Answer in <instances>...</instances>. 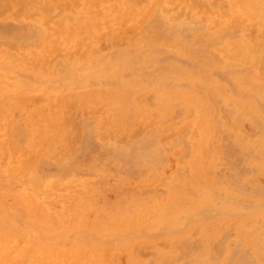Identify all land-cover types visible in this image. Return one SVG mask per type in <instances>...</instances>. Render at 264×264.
<instances>
[{
  "label": "rangeland",
  "instance_id": "rangeland-1",
  "mask_svg": "<svg viewBox=\"0 0 264 264\" xmlns=\"http://www.w3.org/2000/svg\"><path fill=\"white\" fill-rule=\"evenodd\" d=\"M0 44V264H264V0H0Z\"/></svg>",
  "mask_w": 264,
  "mask_h": 264
},
{
  "label": "bare ground",
  "instance_id": "bare-ground-1",
  "mask_svg": "<svg viewBox=\"0 0 264 264\" xmlns=\"http://www.w3.org/2000/svg\"><path fill=\"white\" fill-rule=\"evenodd\" d=\"M0 46H1V44H0ZM0 51H1V50H0ZM242 53H243V52H242ZM10 54H11V53H10ZM243 54H244V53H243ZM8 229H9V227H8ZM16 234H17V233H16ZM16 234H12V235H16ZM4 237H6V236H4ZM20 238H21V237H20ZM0 240H1V239H0ZM6 240H7V237H6ZM21 240H22V239H21ZM8 242H9V240H8ZM19 243H20V242H19ZM10 244H11V243H10ZM13 244H15V243H13ZM16 245H17V244H16ZM16 245H14V246H16ZM18 246H19V245H18ZM61 247H63V246H61ZM75 247H76V246H75ZM5 248H7V247H5ZM54 248H55V247H54ZM23 249H24V248H23ZM26 249H27V248H26ZM29 249H30V248H29ZM27 250H28V249H27ZM30 250H31V249H30ZM50 250H51V249H50ZM56 250H58V249L56 248ZM62 250H64V249H62ZM12 251H13V250H12ZM23 251H24V250H22V252H23ZM68 251H69V250H68ZM0 252H1V251H0ZM2 252H3V251H2ZM6 252H7V251H6ZM53 252H55V250H54ZM72 252H73V251H72ZM13 253L16 255L15 252H13ZM25 253H27V254L29 255L28 252H25ZM64 253H65V252H64ZM10 254H11V252H10ZM23 254H24V252H23ZM31 254H32V253H31ZM53 254H55V253H53ZM72 254H73V253H72ZM28 255H27V256H28ZM32 255H33V254H32ZM1 256H2V255H0V258H1ZM12 256H13V255H12ZM17 256H18V257H16V258H18V259H19L20 257H22V256L19 257V255H17ZM39 256H40V255H39ZM41 256H42V255H41ZM71 256H72V255H71ZM5 257H6V255H5ZM50 257H51V256H50ZM57 257H58V256H57ZM77 257H78V255H77ZM2 258H3V256H2ZM8 258H9V257H8ZM8 258H7V259H8ZM12 258H13V257H12ZM16 258H15V259H16ZM63 258H64V257H62V259H63ZM71 258H72V257H71ZM3 259H6V258H3ZM10 259H11V258H10ZM24 259H26V258H24ZM30 259H31V258H30ZM60 259H61V258H60ZM64 259H65V258H64ZM64 259H63V260H64ZM76 259H77V258H76ZM79 259H80V258H79ZM41 260H42V259H41ZM52 260H53V259H52ZM89 260H90V259H89ZM8 261H9V260H8ZM10 261H11V260H10ZM20 261H21V259H20ZM44 261H45V260H44ZM73 261H74V260H73ZM91 261H92V260H91ZM29 262H30V261H29ZM31 262H32V261H31ZM34 262H35V261H34ZM66 262H70V261H67V260H66ZM9 263H10V262H9ZM23 263H24V262H23ZM23 263H21V264H23ZM37 263H38V262H37ZM37 263H35V264H37ZM42 263H43V261H41L40 264H42ZM71 263L73 264V262H71ZM71 263H70V264H71ZM82 263H83V262H82ZM13 264H14V263H13ZM38 264H39V263H38ZM48 264H49V263H48ZM54 264H55V263H54ZM75 264H76V263H75Z\"/></svg>",
  "mask_w": 264,
  "mask_h": 264
}]
</instances>
